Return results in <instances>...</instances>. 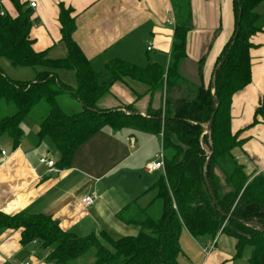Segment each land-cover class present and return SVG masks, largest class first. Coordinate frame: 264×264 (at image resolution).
Returning <instances> with one entry per match:
<instances>
[{"label":"trees","instance_id":"obj_1","mask_svg":"<svg viewBox=\"0 0 264 264\" xmlns=\"http://www.w3.org/2000/svg\"><path fill=\"white\" fill-rule=\"evenodd\" d=\"M172 1L177 24L167 70L158 64L141 67L114 59L97 71L74 41L76 18L71 8L59 6L67 56L54 60L47 51L33 49L31 9L10 0L17 12L12 16L0 0V137L7 134L18 146L22 123L41 108L38 135L50 139L59 152L55 166L61 170L71 166L82 144L106 127L136 128L163 139V178L146 192L152 196L149 207L134 203L118 214L141 227L136 237L114 240L105 232L83 237L62 230L51 216L0 213V231L22 229L21 244L35 243L47 251V264H76L86 258L92 259L90 264H178L184 229L193 238L216 239L227 233L236 239L234 259L247 257V264H264V231L254 224L264 226V175L248 174L240 164L234 151L245 140L231 129L233 97L252 81L251 38L260 30L256 9L264 0H232L233 33L214 70L222 66L208 83L205 57L198 62L193 82L181 74L192 9L190 0ZM4 60L14 68H30L34 79H10L1 67ZM61 72H73L76 85L65 84ZM124 78L149 87L145 115L133 105L125 107L130 112L98 109V101ZM63 95L78 100L80 110H64L59 100ZM258 117H264V97L253 125L260 123ZM157 204L160 214H151Z\"/></svg>","mask_w":264,"mask_h":264},{"label":"crops","instance_id":"obj_2","mask_svg":"<svg viewBox=\"0 0 264 264\" xmlns=\"http://www.w3.org/2000/svg\"><path fill=\"white\" fill-rule=\"evenodd\" d=\"M1 1L10 15L17 16L10 0ZM225 1L190 0L192 14L189 20L200 23L201 27L195 31L189 27L187 63L198 64L205 57V82L212 68L214 72L217 57L227 43V40L224 44L221 41L213 52L209 49L213 45L210 37L219 30L224 31V19L226 15L230 16L231 0H228L229 13L224 10ZM20 2L33 12L34 24L30 35L34 51H47L50 59L67 56V48L61 42L59 21V6L63 4L73 10L72 16L76 18L74 41L95 70H101L114 59H123L141 67L158 64L165 70L168 68L177 24L172 0ZM32 3L36 7L32 8ZM257 10L260 30L251 38L252 81L234 95L231 105L232 132L244 131L241 139L245 142L240 148L250 156L253 164L245 166L240 162V156L234 154L246 167L247 173L255 175L264 168V117H258L260 123L253 125L256 110L264 97V3ZM172 19L175 26L167 23ZM150 44L152 50L148 51ZM210 51L211 56L206 58L205 54ZM4 65L10 66L8 63ZM29 75V79L16 80H33V71ZM60 79L70 86L76 85L73 72H61ZM148 90L147 85L124 78L111 87L98 101L97 107L100 110L130 112L125 107L133 105L145 115ZM75 102L80 109L79 101ZM22 129L23 136L18 146L7 134L0 137V213L8 216L21 213L51 216L62 230L83 237L91 234L99 237L105 232L112 239L119 240L139 235L141 227L123 221L118 214L130 204L149 207L152 196L146 192L155 182L150 176L164 171L147 173L145 167L161 152V135L136 128L114 130L106 127L77 149L69 168L61 170L55 166L57 172H49L39 160L46 158L57 162L60 155L56 154V148L48 138H39V128L31 120L26 119ZM252 137H256L257 142L252 141ZM243 159L245 157H241ZM86 196L95 200L91 207L81 203ZM21 233L22 229L0 231V264H47V251L35 243L22 245ZM223 234L220 233L216 239H197L184 229L180 236L182 253L178 264H238L240 260L234 259L236 239L231 235L232 238L222 239ZM209 238L211 243H206ZM212 245L213 249L206 253L205 249Z\"/></svg>","mask_w":264,"mask_h":264},{"label":"rangeland","instance_id":"obj_3","mask_svg":"<svg viewBox=\"0 0 264 264\" xmlns=\"http://www.w3.org/2000/svg\"><path fill=\"white\" fill-rule=\"evenodd\" d=\"M173 3H174V1H172V6H173ZM223 6H224L225 12L228 10V13H229L228 0L223 3ZM172 8H174V7H172ZM257 13H259L258 10H257ZM223 24H224V31H219V32L217 31V32H215V34H213L210 37L213 45L211 47H209V49H211L212 52L216 49V47H218L220 45L218 43H221V41H222V44H224L226 42V40L228 42V40H230V38L232 36L233 29H234L233 13H232V0H231L230 16L226 15ZM189 27H191L192 30L195 31V30L199 29L201 27V25H200V23H196L194 21H189ZM63 45H65V44L63 43ZM212 52L210 51V52L206 53L205 54L206 58H207V56L208 57L211 56ZM3 63H8V62H6L4 60ZM197 65H198L197 63H193L192 61H188V63H187V60L184 61L181 64V66H180L181 74L184 75V76L186 75V77L189 78V79H192L191 82H193L194 79L198 75V67H197ZM1 67H2L3 71L5 72V74L12 80H16L18 78L29 79L30 78L29 73H31V71H33L30 68H14L13 66H9V68H7V67L4 66V64H2ZM212 72H213V68L211 69V71H210V73H209V75L207 77V81H206L207 83L211 79ZM59 100H60V104L62 105L64 110H66L67 112H77L78 110H80V109H78L79 107L76 106L77 104L72 100L70 95H63V96L60 97ZM42 107H43V109H47L46 105H42ZM40 109L41 108L37 109L36 112H35V115H32L30 118H28L32 122L36 123L38 128H39V124H40V122L42 120L41 118H43V115H42ZM243 132H241V135H243ZM249 140H250V138H247V141H249ZM251 140L257 142V138L256 137H252ZM234 153L236 154V156H237V154H238V156H240V162H242L245 166H247L248 163L253 164L250 161V156H247V154H244L240 147L237 148L234 151ZM56 154L59 157V152L57 150H56ZM54 157H57V156L54 155ZM241 157L242 158L245 157V159L241 160ZM161 178H163V172L156 173L153 177L150 176V179H155L154 183H152V184L150 183L151 186L157 184ZM160 212H161V204H157L156 206H153L151 208V214H157L158 215V214H160ZM224 237L230 238L231 236L229 234H225L224 233L222 235V239H224ZM197 239H200V238H197ZM211 239L209 238L208 240H206L207 241L206 243H211L210 242ZM232 239H235V238L233 237ZM192 241H193L194 244H196L193 238H192ZM218 246L220 247V244ZM90 263H92V259H90V258H86V259L79 260V261L76 262V264H90ZM237 263L238 264H247V257L241 259Z\"/></svg>","mask_w":264,"mask_h":264},{"label":"built area","instance_id":"obj_4","mask_svg":"<svg viewBox=\"0 0 264 264\" xmlns=\"http://www.w3.org/2000/svg\"><path fill=\"white\" fill-rule=\"evenodd\" d=\"M30 6L33 8V7H36V4L32 3ZM167 23L171 26H175V24H176L174 19L168 20ZM151 50H152V44H150L148 47V51H151ZM2 155H5V152H2ZM164 160H165V152L162 148L161 152L158 153L155 160L149 162L146 165L145 171L147 173L164 171V167H165L164 166ZM39 162H40V164L46 165L49 169V172H57V170L55 169V162L53 160L43 158V159H40ZM259 173H262L264 175V168L261 169L259 171ZM94 201L95 200L92 196H86V197L82 198L81 203L85 207H91L94 204ZM213 247H214V245L207 247L205 249L206 253H209L213 249Z\"/></svg>","mask_w":264,"mask_h":264},{"label":"water","instance_id":"obj_5","mask_svg":"<svg viewBox=\"0 0 264 264\" xmlns=\"http://www.w3.org/2000/svg\"><path fill=\"white\" fill-rule=\"evenodd\" d=\"M221 66H222V64H220L215 70H214V72H213V76H212V82L214 81V77H215V75L217 74V72H218V70L221 68ZM213 120H214V116L212 117V119H211V121H210V123L208 124V126H207V133H209L210 131H211V128H212V125H213ZM209 164V160H208V163H207V165ZM255 225H257L262 231H264V226H262V225H259V224H256V223H254Z\"/></svg>","mask_w":264,"mask_h":264}]
</instances>
